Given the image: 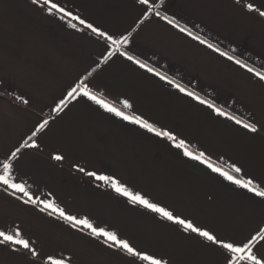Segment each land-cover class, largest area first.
I'll use <instances>...</instances> for the list:
<instances>
[{
  "label": "crops",
  "instance_id": "1",
  "mask_svg": "<svg viewBox=\"0 0 264 264\" xmlns=\"http://www.w3.org/2000/svg\"><path fill=\"white\" fill-rule=\"evenodd\" d=\"M62 6L94 26L128 36L119 52L103 37L59 14L49 15L32 0H0V172L2 162L21 148L13 177L31 186L34 196L52 198L67 212L87 216L96 226L114 230L138 250L168 264H224V253L139 204L110 185L87 175H112L153 202L207 227L221 237L244 240L264 227V198L238 187L191 159L166 138L106 112L87 97L60 99L84 82L97 95L128 114L141 115L158 128L184 139L193 153L203 152L238 178H253L264 188V81L234 62L264 73V0H60ZM150 9L145 15V10ZM159 13L157 16L156 13ZM164 17L173 20L169 24ZM186 28L207 44L193 39ZM219 48L217 52L214 49ZM126 52L187 91L210 101L230 116L254 124L255 133L217 115L206 104L180 92L121 55ZM234 57L229 60L227 56ZM108 59L105 60V57ZM91 73V75H89ZM132 104L124 109L122 100ZM31 143V141H28ZM61 155L63 160L53 156ZM84 168L81 172L78 168ZM0 184V230L19 227L36 251L0 244V264H147L109 247L103 237L74 229L57 215L23 203ZM254 251L264 256V242Z\"/></svg>",
  "mask_w": 264,
  "mask_h": 264
},
{
  "label": "snow or ice",
  "instance_id": "2",
  "mask_svg": "<svg viewBox=\"0 0 264 264\" xmlns=\"http://www.w3.org/2000/svg\"><path fill=\"white\" fill-rule=\"evenodd\" d=\"M33 4H38L46 11L49 15L59 14L60 19H68V26L71 28H76V24L72 23L73 20L78 21L80 25H83L85 28L91 30L99 37H103L105 41L108 42V45L112 47L113 50L108 52V56L114 55L116 52L120 51L122 45L128 43V36L122 35L119 39L115 38L114 35L109 34L107 31L101 30L100 27L94 26L92 23H89L86 19H82L79 15H74L71 11L67 10L60 0H32ZM142 5H149V0H140ZM249 12H258L261 17H264V11L259 10L254 3H247L244 5ZM150 9L145 10V15ZM158 16L159 13L157 12ZM169 24H174L173 20L164 17ZM175 27L179 28L178 24H174ZM181 32H186L188 36L193 37L200 41V43L207 44L208 48H213L212 44H208L207 41L201 40L199 36H193V33L186 28H180ZM215 51L219 52V48H215ZM121 55L126 56L128 60L133 61L139 67L145 68L148 72H152L154 75L160 77V79L167 81L169 84H172L180 92L185 93L187 96L192 97L193 99L199 101L201 104H206L211 108L217 115L225 116L228 119L234 120L238 125H242L245 129L255 133L257 128L254 124L244 123L240 119H237L234 116H230L227 112L223 111L221 108H217L210 101L202 99L200 96L196 95L194 92L187 91L180 84L175 81L169 80L168 77L163 76L160 72L156 71L154 68L148 67L146 64L142 63L140 60L135 59L132 56H128L126 52H121ZM221 55L227 56V53H221ZM108 56L105 57V60L108 59ZM229 60H233L234 57L227 56ZM234 62L241 67L247 69V71L253 73L260 80L264 81V73L256 71L253 68L248 67V65L243 64L240 60L235 59ZM91 75V73H89ZM79 97H87V99L93 101L100 108L104 109L106 112L112 113L115 116L121 118L124 121H127L131 124L139 125L140 127L146 129L149 132L154 133L159 137L168 139L173 143V146L183 150L185 156L190 157L191 159L198 160L201 163L206 164L213 172L219 173L225 180L230 181L232 184L237 185L240 188L247 189L249 192L253 193L255 196L264 198V188H261L257 185L256 181L248 177L246 179L238 178L235 174L242 173V169L236 164H232L231 172L214 165L210 158L205 155L203 152L193 153L189 150V146L184 139H178L177 136L164 128H158L155 124L150 123L141 115L128 114L122 109L115 106V104L104 99L102 95H97L94 93L84 82L77 83L75 86L71 87L67 92V96L59 100L56 104L54 111L61 112L65 107H67L69 100H77ZM124 109H131L132 104L128 100H122ZM48 120H43L42 123H38L35 126V131L32 132L31 136L28 137V140L24 141L20 147H17L14 151L11 152L9 157H6L2 162V172H0V184L5 186V190L11 189L12 195L16 196L17 193L21 194L17 198L20 199L23 203L39 205L40 210L47 212L49 215H57L68 224L71 225L74 229H80L83 231L87 229L90 231L92 236L103 237L104 243L109 247H114L116 249L122 250L128 255L135 257L140 262H147V264H168V261L163 257H158L154 253H149L147 250L140 249L138 250L134 247L127 239H122L118 233L114 230H109L105 227L96 226L87 216H76L67 212L63 207L56 203L55 199L52 198V193H45L44 195L49 197L47 199H42L40 196H34L30 190L31 186L26 182H17L13 177V163L12 161L18 158V154L21 152V148H35L37 147L36 140L33 139L37 136L39 132L44 130L48 125ZM28 141H31L29 143ZM55 160H63L64 157L61 155L53 156ZM79 171L84 172L85 169L80 167ZM87 175L95 178L98 181H102L105 184L111 186V188L121 196L127 198V200L132 204H139L150 211L157 213L160 217L165 220L171 221L172 223L179 225L183 231L187 233H194L196 236L202 238L204 241L218 247L224 253V264H264V256H258L254 251L255 246L264 242V227L257 226L254 234H250L249 237L244 240H235L227 237H221L218 234H215L213 231L209 230L207 227L199 226L193 222V220L183 217L182 215L175 213L173 210H170L167 206L160 204L159 202H153L148 198L146 194L141 193L140 191H135L131 189L126 183L121 182L112 175L98 174L95 171L88 172ZM10 243L27 249L31 252L33 256L37 253L30 245V240L24 238L19 227H16L13 231L0 230V244ZM48 260L51 264H68V262L61 259H53L52 256L48 257Z\"/></svg>",
  "mask_w": 264,
  "mask_h": 264
}]
</instances>
